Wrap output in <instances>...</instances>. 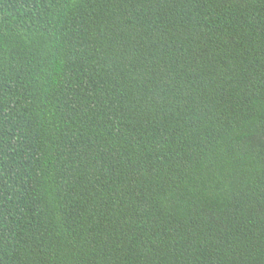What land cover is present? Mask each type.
<instances>
[{"label":"trees","instance_id":"16d2710c","mask_svg":"<svg viewBox=\"0 0 264 264\" xmlns=\"http://www.w3.org/2000/svg\"><path fill=\"white\" fill-rule=\"evenodd\" d=\"M0 264H264V0H0Z\"/></svg>","mask_w":264,"mask_h":264}]
</instances>
